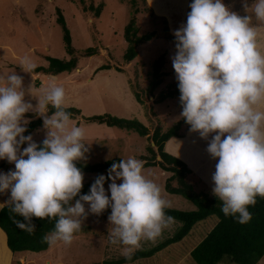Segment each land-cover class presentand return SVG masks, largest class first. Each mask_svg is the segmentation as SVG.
Segmentation results:
<instances>
[{"label":"clouds","instance_id":"clouds-1","mask_svg":"<svg viewBox=\"0 0 264 264\" xmlns=\"http://www.w3.org/2000/svg\"><path fill=\"white\" fill-rule=\"evenodd\" d=\"M243 6L249 8L246 0ZM189 7L186 24L174 32L172 67L180 115L201 138L214 133L206 149L217 159L212 194L222 202L225 217L246 224L252 219L249 206L264 198V51L261 28L252 22L254 16L264 25V0H255L253 15L245 16L223 0H192ZM19 67L29 73L35 64L24 56ZM25 95L22 76L15 71L0 75V160L15 166L0 173V194L10 193L0 208L9 206L17 228L31 235L36 230L33 218L55 219L43 242L67 246L89 213L98 216L110 208L109 243L122 246L121 254L131 260L141 241H155L175 222L165 214L170 205L161 188L143 174V161L132 156L108 170L110 197L104 175L95 179L88 194L80 195L84 174L76 162L85 159L88 149L84 129L70 126L64 88L49 84L35 107ZM29 112L43 118L42 146L24 135Z\"/></svg>","mask_w":264,"mask_h":264},{"label":"rangeland","instance_id":"rangeland-1","mask_svg":"<svg viewBox=\"0 0 264 264\" xmlns=\"http://www.w3.org/2000/svg\"><path fill=\"white\" fill-rule=\"evenodd\" d=\"M22 1V4L20 2L22 9H20L13 6L15 0H0V46H3L0 47L2 57L0 75L15 71L22 76L26 90L25 100L34 107L43 89L49 84L55 83L64 88V108H75L81 112L80 116L70 118V126L75 125L85 131L83 143L86 144L88 151L85 159L77 163L93 165L114 158L127 159L130 156L138 159L140 155L145 154V147L148 144L146 137H140L134 131L87 122L84 118L108 114L121 119H136L149 129L150 134L155 125L159 124V127L165 130L182 118L180 94L176 93L171 97L167 95L169 91L179 90L172 67L176 42L167 37L170 31L166 20L152 15L146 2L135 0L134 7L139 10L135 15L138 35L144 36L155 32V36L149 41L142 42L137 47V56L126 64L123 60L127 48L124 28L133 16L131 0H82L83 3L80 0ZM246 2L249 6L247 10L243 6L245 0H223L231 11H235L240 16L253 15L251 5L255 0H246ZM57 9L60 10L71 36L72 47L75 49L72 56L65 50L62 29L57 23ZM183 18L175 19L173 28L179 29L186 24L187 14ZM252 22L258 27L264 26L256 21L254 16ZM170 35L175 38L174 34ZM87 48H94L96 53L91 56L85 55L84 51ZM24 56L32 60L35 64L34 69L48 67V57L60 60L74 57L77 60V67L70 73L63 72L57 75L39 73L35 77L33 71L25 73L20 69V60ZM160 56L164 58L161 67L162 81L154 89L153 96H149L148 88L153 79V63ZM105 65L109 66V69H100ZM117 68H120V71ZM134 90L139 91L144 104H139L135 100ZM160 94L164 96L160 98ZM26 114L28 115H25V118L29 122L41 118V126L30 135L38 147L42 146L46 136L43 118L34 112ZM212 135L214 133L203 139L198 132H193L185 146L186 151L193 158L192 161H196L200 168L208 171L214 170L217 163V159H213L206 151ZM26 146L23 145L21 150ZM170 147L178 151L176 146ZM169 151L166 152L175 156ZM10 170H15L14 164L0 160V173H7ZM83 174V185L96 178L92 173L83 172ZM143 174L161 188L163 198L169 202L168 208L181 211L195 210V206L190 201L165 191L164 182L170 174L161 172L159 166L143 167ZM116 182L121 183L120 180ZM190 182L197 191L212 193V189L202 182L201 178L195 176ZM109 183L111 181L108 180L104 188L106 195L110 197ZM9 195L10 193L0 194V203H4ZM85 210L88 211L87 204ZM110 212L111 209L108 208L98 216L89 213L83 220L81 230L74 233L71 245L66 246L62 242H57L53 246H48L46 251L27 252L25 255L28 257L27 260L20 258L22 261L19 259L17 264L117 263L124 257L121 254L122 246L112 245L108 240V233L112 227L108 221ZM174 221L155 241H141V247L137 250H149L172 237L181 226L180 222ZM216 223L215 216L208 217L197 223L180 242L165 247L150 258L128 264H194L189 256L190 251L203 240ZM0 233V237L3 238H0L1 259L6 253L4 252L5 235L1 230ZM219 264L233 263L225 257ZM257 264H264V256Z\"/></svg>","mask_w":264,"mask_h":264},{"label":"trees","instance_id":"trees-1","mask_svg":"<svg viewBox=\"0 0 264 264\" xmlns=\"http://www.w3.org/2000/svg\"><path fill=\"white\" fill-rule=\"evenodd\" d=\"M81 3L82 0H80ZM145 3V0H141ZM133 7V16L128 21L124 28V39L127 43V48L123 54V60L126 64L130 63L137 56V47L142 43L151 40L155 36V32L138 35L135 15L139 10L134 7L135 0L130 1ZM57 23L62 29V40L65 46L66 53L72 56L75 49L72 47L71 36L64 22L60 10L57 9ZM168 33V31H167ZM168 39L176 42V38L168 33ZM94 48H87L84 54L91 56L95 54ZM48 67H37L33 69L34 74L57 75L63 72H72L77 67V60L71 57L69 60H60L48 57ZM164 58L160 56L153 63L152 81L148 88L149 96H153V91L161 84L163 73L161 67ZM100 69H109V66H101ZM120 71V68H117ZM180 94L179 90L169 91L168 97L174 94ZM135 100L139 104H144L139 95V91H133ZM166 95V96H167ZM164 94H160L162 98ZM179 105L182 106L181 102ZM71 113V117L81 115V112L75 108H65ZM54 109L49 106V113ZM28 115V114H25ZM87 122H95L105 124L110 127H118L127 131H134L140 137H146L148 144L145 147V154L138 157L143 161V167L159 166L161 172L169 173L165 179L164 189L171 195H179L190 201L195 210L181 211L176 209H165V214L171 216L174 220L181 223L179 230L170 238L157 244L149 250L135 251L131 260L125 258L120 259L113 264H128L139 259L150 258L165 247L180 242L191 229L199 222L208 217L215 216L217 223L203 238V240L190 252V258L194 264H219L225 257L229 258L233 264H257L264 256V198L257 197L256 204L249 206L248 210L252 214V219L246 224H240L232 216L225 217L221 211L222 202L219 201L212 193L205 191H197L190 180L194 177L192 171L179 158L170 155L164 149L166 142L173 138H182L190 128L184 118H180L177 122L162 130L159 124L155 125L153 132L150 134L149 129L136 119H121L108 114L94 115L84 118ZM41 118L33 119L26 127L27 131L24 135H30L37 127L41 126ZM152 143L154 146H152ZM25 145V144H24ZM23 145H21L22 147ZM159 157V159H157ZM121 158H114L104 163L83 164L77 163L76 166L82 172L92 173L96 175H104L106 177L104 186L108 182V170L112 163H118ZM95 178V179H96ZM95 179L83 185L80 195L88 194L90 186ZM78 199V197L76 198ZM74 202V201H73ZM14 214L10 211L8 205L0 208V230L6 238V246L11 252V264H17L20 258H23L27 252L39 253L46 251L49 244L43 242V238L54 230L55 219H37L33 218V223L36 225V230L33 234H28L20 230L13 223ZM15 219L21 220L22 217L16 215ZM1 239L2 236L0 237Z\"/></svg>","mask_w":264,"mask_h":264},{"label":"crops","instance_id":"crops-1","mask_svg":"<svg viewBox=\"0 0 264 264\" xmlns=\"http://www.w3.org/2000/svg\"><path fill=\"white\" fill-rule=\"evenodd\" d=\"M30 1H35V0H30ZM20 2L22 4L23 1L22 0H15V3L13 4V6L14 7L17 6V8L19 7L20 9H22ZM145 2H146V5L148 6V8L151 9L152 15H154L157 18L165 19L167 22L168 30L170 31V34H174V30L177 29V28H173V23H174L175 19H182L186 14L189 13V10H190L189 5L192 3V0H145ZM260 28L262 31L261 51H264V26H262ZM0 47H3V46L1 45ZM1 61H2V57H1V53H0V62ZM5 65H7V64H5ZM37 75L38 74H35V77H37ZM50 77H52V76H49V78ZM192 133H193L192 131L188 130L186 132L185 136L182 138L173 137V138L169 139L166 142L164 149H165V151L170 150L169 151L170 153L174 154L180 160H182L186 165H188V167L192 170L193 174L196 177H199V179L201 178L202 182H205L209 188L213 189L214 183L212 181V174L214 173L215 169L208 171L207 169L200 168V166L197 165L196 161H194V160H193L194 162L192 161L193 158H191L190 154L186 151V147H185L187 144L186 141L189 137H191ZM170 146H176V149L178 151H176L174 149V147H170ZM4 252L6 254H4V256H1L0 264H11L12 255L6 246V238L4 241ZM189 256H190V253H189ZM27 258H28L27 256L26 257L24 256L22 259L24 261H26ZM20 261H22V260L20 259Z\"/></svg>","mask_w":264,"mask_h":264},{"label":"water","instance_id":"water-1","mask_svg":"<svg viewBox=\"0 0 264 264\" xmlns=\"http://www.w3.org/2000/svg\"><path fill=\"white\" fill-rule=\"evenodd\" d=\"M152 146H154V144H153V143H152ZM157 159H159V157H158Z\"/></svg>","mask_w":264,"mask_h":264}]
</instances>
